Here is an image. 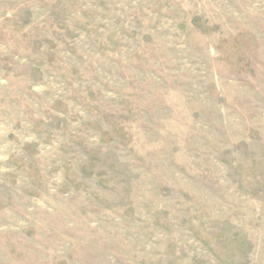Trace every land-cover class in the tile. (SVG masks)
<instances>
[{
  "label": "rangeland",
  "instance_id": "374dc122",
  "mask_svg": "<svg viewBox=\"0 0 264 264\" xmlns=\"http://www.w3.org/2000/svg\"><path fill=\"white\" fill-rule=\"evenodd\" d=\"M0 264H264V0H0Z\"/></svg>",
  "mask_w": 264,
  "mask_h": 264
}]
</instances>
